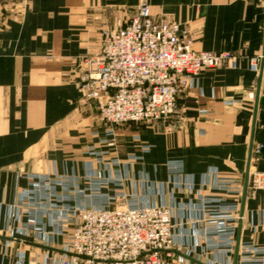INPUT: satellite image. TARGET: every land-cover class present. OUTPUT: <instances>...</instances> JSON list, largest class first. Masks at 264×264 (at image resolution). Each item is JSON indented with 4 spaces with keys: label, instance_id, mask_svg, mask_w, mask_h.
Returning <instances> with one entry per match:
<instances>
[{
    "label": "crops",
    "instance_id": "0c3cea01",
    "mask_svg": "<svg viewBox=\"0 0 264 264\" xmlns=\"http://www.w3.org/2000/svg\"><path fill=\"white\" fill-rule=\"evenodd\" d=\"M143 1L156 19L179 22L195 49L230 52L236 66L203 69L179 92L169 120L112 126L99 118L96 102L83 99L78 80L84 58L100 51L101 30L129 20ZM263 49L264 0H0V264H14L19 254L26 264H42L47 251L60 249L11 229L32 216L18 202L32 193L24 176H63L82 189L98 166L96 152L118 161L114 174L122 178L104 191L135 192L142 204L174 206L183 224L176 233L195 244L197 193L231 201V194L211 189L217 178H228L243 195L252 140L263 146L255 161L264 172V71L258 94L259 72L250 69ZM263 225L260 189L246 196L232 264L237 241L239 247L251 239L264 245ZM213 255L185 259L209 264Z\"/></svg>",
    "mask_w": 264,
    "mask_h": 264
},
{
    "label": "built area",
    "instance_id": "2783aa9c",
    "mask_svg": "<svg viewBox=\"0 0 264 264\" xmlns=\"http://www.w3.org/2000/svg\"><path fill=\"white\" fill-rule=\"evenodd\" d=\"M101 34L100 51L83 60L78 84L83 99L96 102L99 118L112 125L166 121L176 112L179 92L192 87L203 69L236 66V56L230 52L195 49L179 22L156 19L146 1L129 20H117ZM261 58L250 59L251 70L259 72ZM262 148L254 146L253 155ZM95 157L98 166L82 189L69 186V178L63 176H24L32 193L22 194L18 202L27 204L32 216L11 229L32 234L45 247L59 244L58 252L47 251L42 264H191L185 257L202 261L207 253L214 254L209 264H232L240 184L217 178L212 186V191L231 194V201L197 193L194 224L200 234L190 244L176 233L183 224L175 220L174 206L142 204L135 192L104 191L109 184H122L121 176L114 174L118 161L109 162L100 152ZM260 189H264V172L252 166L248 195ZM200 240L204 247L198 251ZM26 261L19 254L14 264ZM237 264H264V245L253 239L240 242Z\"/></svg>",
    "mask_w": 264,
    "mask_h": 264
},
{
    "label": "water",
    "instance_id": "95a60500",
    "mask_svg": "<svg viewBox=\"0 0 264 264\" xmlns=\"http://www.w3.org/2000/svg\"><path fill=\"white\" fill-rule=\"evenodd\" d=\"M262 62H264V49H263V53H262ZM263 71H264V64H261L260 70H259V86H258V94L260 92V84H261V80H262V75H263ZM258 101H256V105H255V117H256V112H257V107H258ZM255 117H254V122H255ZM254 128H255V123L253 126V132H254ZM252 149H253V140L251 141L250 144V151H249V158H248V170L246 173V177H245V183H244V188H243V195H242V204H241V212H240V223L242 221V217H243V213H244V206H245V201H246V196H247V188H248V179H249V169H250V163H251V157H252ZM241 227V225H240ZM238 250H239V241H237V246H236V251H235V257H234V264H237L238 261Z\"/></svg>",
    "mask_w": 264,
    "mask_h": 264
},
{
    "label": "rangeland",
    "instance_id": "374dc122",
    "mask_svg": "<svg viewBox=\"0 0 264 264\" xmlns=\"http://www.w3.org/2000/svg\"><path fill=\"white\" fill-rule=\"evenodd\" d=\"M88 57V56H87ZM86 58V57H85ZM84 58V59H85ZM178 98V97H177ZM177 105V104H176ZM174 116V115H173ZM172 116V117H173ZM171 117V118H172ZM171 118H169V119H171ZM168 119V120H169ZM104 122V121H103ZM144 122H153V121H144ZM144 122H139V123H144ZM161 122V121H160ZM107 123V122H106ZM108 124H110V123H108ZM110 125H112V124H110ZM121 125H124V124H121ZM113 126V125H112ZM253 148H254V146H253ZM259 155V154H258ZM257 156V155H256ZM256 156L255 155H253V149H252V157H251V163H250V168L253 166V167H256L257 168V166H256V161H255V158H256ZM258 169V168H257ZM259 170V169H258ZM260 171V170H259ZM249 175H250V172H249ZM248 182H249V179H248ZM247 195H248V188H247Z\"/></svg>",
    "mask_w": 264,
    "mask_h": 264
}]
</instances>
